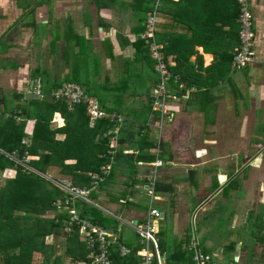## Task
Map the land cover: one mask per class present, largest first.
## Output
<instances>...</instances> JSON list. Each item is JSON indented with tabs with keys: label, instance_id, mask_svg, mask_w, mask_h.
Segmentation results:
<instances>
[{
	"label": "crops",
	"instance_id": "1",
	"mask_svg": "<svg viewBox=\"0 0 264 264\" xmlns=\"http://www.w3.org/2000/svg\"><path fill=\"white\" fill-rule=\"evenodd\" d=\"M60 1L68 3L62 13L54 9L55 6L61 3ZM171 1L175 2L177 0ZM0 2L3 5L0 7V42L5 43L3 51L8 53L6 47L12 48L15 46L9 41H14L12 38L17 33L19 34L18 38H23L25 34L29 35V28L33 27L32 23H34V26L37 24L38 12L36 10L40 7L30 9L28 4H24L23 8L19 6L18 0H0ZM162 3L163 0L159 4V9ZM249 3L255 29L254 51L256 62L240 71H234L230 66L228 76L222 78V73L218 72L221 70L216 68L217 72L207 70L213 68L214 56L211 54L212 51L205 52L202 47L196 46L189 58L193 66L188 67L190 71L188 75L190 73L191 78L194 80L196 77L198 82L203 79L206 85L199 89L195 86L188 88L183 82H179L178 77H176L178 82L170 83L168 109L171 116L162 125L166 126L167 131L173 128L174 133L176 130L178 140L186 145L187 154L180 152L176 156L173 155L172 161L166 165L162 161L163 165L160 169L162 171V168L166 167L169 170L177 171L182 165L189 169L185 175L180 176V180H172V178L162 180L172 183L175 187L170 194L158 195L159 200L156 202L157 208L163 214L162 220L158 224V238L159 241L161 236L165 239L163 242L166 245V250L163 253L161 252L165 264H192L193 254L197 249L201 253L212 256L217 264H228L233 262L235 258H237L236 263L264 264V243L259 241L264 236V118L259 117L260 113L264 117V104L260 105L258 103L254 106L249 103V98L253 94L258 97L260 102L264 101V0H249ZM41 5L46 7L45 12L47 17H50L51 24L57 26L59 33L62 32L60 38L53 41L54 46L57 40L60 41L63 47L64 59H68L67 51L71 56V59L68 60L70 62L69 70L62 76L50 79L48 85V80L43 82L40 78L42 87L43 85L44 87L49 86L51 82L55 81L67 83L77 79L79 85L85 82L86 80L82 79L80 75L82 73L77 74L75 68L78 66L79 58L83 57V52L81 51L78 58L74 54L80 48L84 50L86 47L87 50L90 49L91 56L95 57L94 60L98 61V73L91 80L93 84H96L95 88L98 94L110 106L118 102V98L122 96L120 108L124 111V114H121L124 116L128 111L133 113L137 108L135 106L141 103L137 102L138 97L134 94L140 93L138 96L142 95V99L146 102L148 90L152 88L149 86L153 84V80L158 79V75L152 73L149 65L138 58L137 48L132 45L137 39H141L140 35L144 31V24L137 20L136 13L132 8L128 7L127 10L122 11L124 15L121 16L113 8L97 10L90 0H54ZM183 6L184 8L179 13L184 25L176 23L174 26L180 31L182 45H189L192 32L190 29L186 30V27L190 26L194 29L201 27L200 20L192 17L195 16L193 13L200 15L203 9L212 11L211 9L217 5L208 3V5H204L206 8L201 3L184 4ZM116 8L118 9V5ZM159 9L157 26L161 21ZM164 9L167 10L169 18L170 13L175 10L170 4H164ZM224 9H229L227 3H225ZM33 14L34 19L31 22L29 17ZM59 14L66 16L65 20H62L63 25L58 23L60 19L56 15ZM77 14L81 15V18L75 22ZM61 26L63 27L62 30ZM228 30V26L224 28V31ZM231 38L234 39V36L231 35L230 38L226 39L222 37L219 41L221 46L225 45L231 48ZM30 40L32 41V38L29 39L28 44ZM95 41L98 46H95ZM107 43L110 46V55L106 52ZM158 44L161 45L163 50L164 44L161 42ZM0 48L3 49V47ZM209 48L219 50L217 46H209ZM57 51L56 49L51 50V52ZM4 62L11 66H2L0 63L1 78H9L6 77V73H11L17 78L8 80L14 90L11 89L7 92L0 88V93L6 96L8 100H10L8 96L12 93L15 95L23 93L24 96L27 93L36 94L33 88H30V81L35 80L32 78L34 69L26 71L25 66L22 68L18 61L4 60ZM75 63L76 65L72 66ZM168 63L171 67L174 65L171 61ZM228 77L230 80L227 79ZM117 83H121L119 86L124 91H122V94L114 90V87H117L114 85ZM82 87H86L85 84ZM175 87L179 91L184 89L185 93L177 96L173 93ZM146 92L147 94L143 95ZM235 93L238 95L237 99L234 97ZM132 95L136 98L134 99ZM91 96L96 97L93 93H91ZM24 100L29 101L26 98ZM10 106L12 107V105ZM210 110L214 113L212 120L207 119L204 114V112L207 113ZM221 114L225 119L221 117ZM127 118L135 121L133 115H126L124 120ZM156 119L151 112L147 116L146 125L148 121ZM56 125L61 127L58 124ZM154 127L155 129H151L159 137L156 124ZM28 128L32 130L33 121L29 120L27 122V132ZM159 139H162V137H159ZM167 141L174 143L176 140L173 142ZM206 147H209V150H206ZM123 152L131 154L136 150L124 149ZM195 152L198 156L195 155ZM206 158L208 159L206 160ZM183 161L186 162L182 163ZM193 169L194 184L190 179V173ZM119 171L116 170L114 174ZM110 182L111 180L106 184L104 183L101 190L109 184L111 185ZM142 185V183H136L134 187L131 186L130 190L134 195L129 196L128 201L139 205L140 201L144 199L143 202L147 204V197L144 194L147 183L143 185L144 187ZM175 191L177 192L174 193ZM179 191L185 197L184 204H182L181 195L178 196V201H176V195ZM141 196H143L142 199ZM143 211L132 208L128 209V214L132 219H137L141 218ZM163 222L171 224L173 229L181 232V240L186 243L185 250L189 255L191 254L190 257L187 256V260L184 261L183 257L179 255V248L173 250L176 253L170 254V250L167 248L168 240H166L168 236L161 227ZM202 225L206 227V230L212 232L221 231L224 240L220 242L214 238L212 239L207 235L206 230H203ZM189 230L190 234L191 230L194 232V234H191L193 241H189L186 237ZM130 231L133 233L131 229ZM121 236L126 243L129 238L126 237L125 239L122 234ZM230 243H234L235 249L233 252L225 253L224 249ZM132 244H136V242L133 241ZM132 244L128 245L131 246Z\"/></svg>",
	"mask_w": 264,
	"mask_h": 264
},
{
	"label": "trees",
	"instance_id": "2",
	"mask_svg": "<svg viewBox=\"0 0 264 264\" xmlns=\"http://www.w3.org/2000/svg\"><path fill=\"white\" fill-rule=\"evenodd\" d=\"M95 5L97 10L102 8H113L122 16V11L128 7L136 13L137 20L144 24L146 23V15L152 10L154 0H90ZM43 2L36 3L34 7L42 6ZM201 3L204 5L216 4L212 11L206 9L202 13L196 14L193 18H198L201 22V27L194 29L187 26L186 30H191L189 45H182L180 31L174 26L178 23L184 25L180 16V11L184 8V4L193 5ZM225 3L229 9H224ZM164 4H170L175 10L168 17L167 10L164 9ZM118 5V9L116 8ZM206 8V6H204ZM126 14V13H125ZM238 6L235 0H163L159 9V18L161 19L158 26L156 24V41L163 43L165 61L173 62L174 65L169 70L172 74L179 78V82H183L186 87L195 86L197 89L204 87L206 82L202 79L200 82L191 78L188 72V67L193 65L189 61L194 47H202L205 52L212 51L214 56L213 68L208 71L221 72L223 77H227L230 71L231 62L238 48ZM190 15H192L190 13ZM50 20V17L48 18ZM47 23L48 20H47ZM33 24V23H32ZM229 27L228 31L224 28ZM180 27V26H179ZM231 38V48L221 46L222 37ZM58 39L54 37V40ZM143 62L149 65L152 73H156L153 68V63L149 58L148 48L142 39H137L133 44ZM209 46H217L219 50H212ZM80 50L74 54L76 58L81 55ZM106 52L110 55V46L107 43ZM97 66V62H95ZM218 70H216V69ZM127 70V69H126ZM127 72V71H125ZM47 70H41L40 67L34 69L32 78L35 80H45ZM156 75V74H155ZM42 80H41V79ZM228 80L229 77L227 78ZM33 80V81H35ZM221 80V79H220ZM158 79L153 80L155 86ZM49 80L47 85L49 84ZM73 82L79 83L77 79ZM63 81L51 82L49 86H41V97L46 99V103H38L35 107L31 102L26 101L27 106L11 107L10 100L0 93V173L10 169L14 173L13 177L7 178L0 187V264H64L66 259L71 261V264H90L87 259V251L83 242L79 240L77 229L70 233L64 231V216L47 217L45 214L49 211H54V203L62 198L63 192L53 185L43 175H49L47 170L53 171V176L70 178L74 185L80 187H89L90 174L100 172V167L109 163L112 157V164L109 175L105 177L104 182L98 188L101 190L108 181L112 180L115 170L125 171L127 174L126 187H134L136 183L145 185L150 170L149 164L152 163L156 155L152 150L158 149V157L162 159L164 164L172 161L173 154L170 151L169 142L163 141L157 137L156 132L146 125L147 116L151 112L156 118L159 117L157 112L152 111L149 95L151 90H148L147 100L142 99V95L138 97L137 102H144L142 109L146 111L141 124L136 121L125 119L117 134L116 146L111 142V136H105L108 131H113L115 122L108 120H99L94 127L89 126L88 118L85 115V106L77 105L72 110H68L65 100H56L51 95V92L62 85ZM172 83V81L170 82ZM84 85V83H82ZM80 84L81 86H83ZM117 83L114 90L122 94V89ZM87 94L91 95L84 87ZM124 92V91H123ZM173 93L181 96L185 90L173 89ZM100 106L107 112H115L124 114L120 108L122 96L118 98V102L110 106L97 92L94 93ZM147 92L143 95H146ZM132 95V97L134 96ZM237 94L234 97L237 99ZM136 97H133L134 99ZM14 100H20L21 97L14 95ZM133 99V100H134ZM146 103V104H145ZM54 113H59L63 118L64 124L61 127H52V117ZM133 115L128 111L126 115ZM134 116V115H133ZM20 120H19V119ZM19 120V121H18ZM33 121V130L29 134L26 130L28 121ZM57 120L62 124L59 116ZM134 126H137V131H134ZM153 130V132H152ZM27 133H26V132ZM154 133V134H153ZM136 150L131 154H125L123 150ZM108 152H112L110 155ZM16 159H11L6 154H12ZM139 172H143V176L138 177ZM190 179L193 182L194 169L191 170ZM51 176V175H50ZM113 181V180H112ZM132 186V187H131ZM147 186V185H146ZM145 186V188H146ZM144 187V186H143ZM144 188V189H145ZM123 190L122 197L118 198L124 201L127 209L135 208L139 211L146 209V204L140 203L136 205L128 201L127 196L134 195L132 190L129 192ZM174 190L173 184L162 181L159 177L156 179L154 192L156 195L170 194ZM125 193L127 194L125 196ZM100 193L95 191L92 193V199L99 198ZM113 200V199H112ZM80 209V214L84 218H89L96 221L102 226L110 228L106 225L102 218H98L97 211L94 208H88L82 202L77 203ZM91 211V212H90ZM58 221H55L56 218ZM53 241H47V239ZM264 243V236L259 240ZM160 251L163 253L166 250V245L163 241H159ZM235 249L234 243H230L225 247L224 252L230 253ZM179 255L187 260L189 255L186 250L178 249ZM36 255L39 259L36 260ZM117 264H127L128 260H120L115 255ZM183 264V263H180ZM188 264V263H185ZM241 264V263H235ZM256 264V263H247Z\"/></svg>",
	"mask_w": 264,
	"mask_h": 264
},
{
	"label": "built area",
	"instance_id": "3",
	"mask_svg": "<svg viewBox=\"0 0 264 264\" xmlns=\"http://www.w3.org/2000/svg\"><path fill=\"white\" fill-rule=\"evenodd\" d=\"M161 1L154 0L152 10L147 14L145 29L140 35V38L147 45L149 56L153 61L154 71L158 75V81L149 95L152 111L159 114V117L156 119L158 121L155 123L158 132L161 131V125L171 116L168 109L170 82H178L176 76L169 70V63L165 61L162 47L155 38L158 9ZM235 1L239 11L238 48L234 53L231 66L234 71H240L256 62L254 51L255 29L249 0ZM32 88L36 94L41 96L42 88L38 80L33 82ZM51 95L56 100H65L68 110H72L77 105H84L85 115L88 118L90 127H94L99 120L106 119L109 122H115L113 131H108L104 135L109 136L113 132L111 142L113 146H116L117 134L121 125L124 123V117L122 115L104 110L95 97L87 94L84 88L75 82L63 83L60 87L53 90ZM52 122L58 125L60 124L57 118L52 119ZM158 152V149L152 150L156 158L150 164L147 177L148 182L144 189L147 204L141 218L130 221H124L122 218H119L118 221L120 223L114 230L102 226L89 218L82 217L80 209L77 207V203L82 202V204L100 209L97 203L93 201L92 193L100 187L105 177L109 175L112 157L109 163L100 167V172L90 174L89 187L74 185L72 181L66 179L60 181L56 179L53 181L55 184L53 185L63 192L62 198L54 203L56 214L58 216H64L62 221L65 232L70 233L74 229H77L78 237L85 245L87 259L90 264H117L115 262V255L120 260H128L127 264H165L164 257L160 251L158 238V224L162 220V213L156 206L159 197L154 192L158 172L163 165L162 159L158 157ZM108 153L112 155V152ZM6 155L11 159H16L14 153ZM58 220L59 218L57 217L55 221ZM122 225H125L133 231L137 238L136 244L130 246L123 241L121 236ZM236 262L237 258L228 264H235ZM192 264L217 263L214 262L212 256L201 253L197 249L193 254Z\"/></svg>",
	"mask_w": 264,
	"mask_h": 264
},
{
	"label": "rangeland",
	"instance_id": "4",
	"mask_svg": "<svg viewBox=\"0 0 264 264\" xmlns=\"http://www.w3.org/2000/svg\"><path fill=\"white\" fill-rule=\"evenodd\" d=\"M54 0H18L19 2V6H22L24 8V4H28V7L30 9L34 8L38 3V2H43L42 4H47L48 2H52ZM61 3L58 4V6H55L54 9L57 12H63V10L66 9L68 3H64L65 1H60ZM53 5V4H52ZM3 6L1 5L0 2V7ZM40 8L37 9L36 11L38 12V17H37V24L34 26L33 23V27L29 28L30 32L29 35L25 34L23 36V38H18L19 34L17 33V35L15 37H13V40H10L9 42L13 43L15 46L12 48H9V46L6 47L7 51H9L8 53H6V51L4 50V42H0V47H3V49L0 48V63L2 64V66H6L9 67L11 65L7 64L4 62V60H8V61H18L19 65H21L22 68H24L25 66V70L28 71L29 69H36L37 67H40L41 70H47V74L45 75V80H50V79H54V77L56 76H62L65 74L66 71L69 70V59H71L70 53L69 51H67V58L68 59H64L63 57V47L61 46V42L60 41H56V47L54 46V35L56 34V37L59 39L62 32L59 33L57 26H55L54 24H51V21L48 20V17L46 15V7L45 6H39ZM27 10V9H26ZM81 14L85 15V13ZM59 17L60 21L58 22L59 24L62 23V20H65L66 16L64 14H59L56 15ZM81 18V15H76L75 16V22L79 21ZM29 19H31V22H33L34 19V14L31 15L29 17ZM48 20L49 23H46V21ZM52 21L54 22V20L52 19ZM63 25V23H62ZM63 29V27L61 26V30ZM27 31V30H26ZM32 38V41L30 40V43L28 44L27 42L29 41V39ZM95 46L97 45V42H94ZM98 48V47H95ZM5 49V50H6ZM57 52H51V50H55ZM4 52V53H2ZM83 52V57L79 58L78 60V66L75 67L77 69L76 73H82L80 74L82 76V79L86 80L85 82H83L85 84V88L88 90L89 93H96V84H93L91 78L95 77L98 73V66H96L95 62L98 63V61H95L93 56H91L92 54L89 53L90 49H86V47L84 48ZM97 59V58H96ZM88 61V62H87ZM76 65L73 64L72 66ZM99 65V64H98ZM101 67V66H100ZM120 69V68H119ZM101 73V70L99 71V75ZM116 73V72H114ZM7 76L9 78H1L0 76V88L7 91L11 89L14 90V88H11L12 85L9 84L8 80H15L17 77H15L14 75H12L11 73H6ZM38 79V78H35ZM39 80V79H38ZM33 80L30 81V88L32 89L33 87ZM41 83V81H39ZM7 84V85H6ZM28 88V86H27ZM29 88V89H30ZM119 91V90H118ZM115 91V92H118ZM11 95H15L14 93L10 94L8 97L10 98V102L12 103V106L17 108V107H25L27 106V102L24 100L25 96L23 93H19V97H21V99L18 100H14V98ZM18 96V95H16ZM245 98V96H244ZM8 99V98H7ZM249 103L253 104L255 106V104H260L262 105V103L264 104V101H259L258 97L255 96V94H253V96H251V98H249ZM36 101L31 102L32 105L35 107L36 105H38V103H46L47 100L43 99V97L36 99ZM144 104V102L138 103L135 111L133 112L135 121L138 124H141V121L144 119L145 115H146V111L144 109H142V105ZM139 105V106H138ZM205 117L209 120H212L214 117V113L213 111H208L207 113L204 112ZM262 113H260L259 117L264 118L262 115ZM123 116V115H122ZM126 115H124L123 117L125 118ZM129 116V114L127 115ZM147 116V115H146ZM221 117L223 118V115L221 114ZM258 117V118H259ZM19 119V118H18ZM52 119H54V115L52 117ZM128 119V118H127ZM225 119V118H223ZM141 120V121H140ZM222 120V119H221ZM158 120H153V121H148L147 125L150 128L155 129L154 127V123H156ZM224 121V120H223ZM227 121V120H226ZM63 123V121H62ZM60 126H62V124H59ZM52 127H56V123L52 122ZM29 127V126H27ZM58 127V126H57ZM33 130V128H32ZM31 128H28V132L29 134H31L32 132ZM137 126L135 127L134 131H137ZM173 128L169 129L167 131L166 126L165 125H161V131L158 132L159 137H162L163 140H169L170 142H173L174 140H176L174 143H169V147H170V151L173 153V155H177L178 153H186V145L183 144L182 142H180V140H178L177 134L175 132L173 133ZM220 130V129H219ZM223 130V129H222ZM26 132V131H25ZM153 132V130H152ZM169 132V133H168ZM27 133V132H26ZM161 133V134H160ZM185 147V149H183ZM206 150H209V147H206ZM195 155H197V152H195ZM212 155V154H211ZM210 155V156H211ZM198 156V155H197ZM207 157V156H206ZM208 158H206L207 160ZM186 161H183L182 163H184ZM182 165V167L179 170H172V169H168L166 167L162 168L159 170V174L158 177L161 180H165L166 179H171L172 180H180V176H183L186 174L187 170L189 168H187L186 166ZM117 170V169H116ZM115 170V172H116ZM14 172L10 169L5 170V172L0 173V187H2V185L4 184L5 180L7 178H11L13 177ZM47 173L49 175H43L44 178H46L47 180H49L51 183L54 184L53 181H55L56 179L60 180H70V178H63V177H56V175L53 176V171L52 170H47ZM127 173L125 171L122 172H117V174H114L112 180H111V185L109 184L105 189L103 190H95L97 193L99 194L100 199L95 198V200L93 199L94 202L97 203V205L100 207V209L98 207H93V206H89L87 205L88 208V212L90 208H96L94 211H97V215L98 218H102L106 225L108 227L111 228V230H114L118 225H119V218H122L124 221H130L132 220V218L129 216L128 214V209L125 207L124 205V201L119 197H122V193L123 190L126 188L127 192L130 191V187H126L125 185L127 184L125 181L127 180ZM143 172H139L138 177H142L143 176ZM51 175V176H50ZM163 178V179H162ZM58 181V180H57ZM55 185V184H54ZM143 187V185H142ZM175 187V186H174ZM177 191H175L174 193H176ZM128 194V193H127ZM125 193V196L127 195ZM144 194H146V192H144ZM143 194V195H144ZM181 195V201L182 204L185 203V197L183 196L182 192L179 191V193H177L176 195V201L178 196ZM129 196H127L128 198ZM141 199L143 198V196L140 197ZM145 198V197H144ZM113 199V200H112ZM143 200L140 201V203H144ZM146 201V200H145ZM80 205H77V207L79 208ZM157 206V204H156ZM179 207V205H177ZM91 212V211H90ZM54 215H56V211L54 209V211H49L45 214V216L47 217H53ZM161 227H163L162 229L166 232L168 238L166 240H168V244H167V248H169L170 250V254H174L176 253L175 251H173L174 249H182L185 250L186 248V243L184 241L181 240V232L179 230H175L173 229V227L171 226V224L163 222L161 223ZM203 230H206V227L204 225H202ZM177 231V232H176ZM207 233L208 236H210L212 239H216L219 240L220 242H222L224 240V236L221 235V231H210V230H206L205 231ZM191 234H194L193 230H191ZM190 234V230L187 231L186 233V237L189 241H193V238L191 237ZM122 235L124 236V238L126 239L129 238L128 240H132V241H128L126 243L128 244H132L133 241L136 242V236L130 231V229H128L125 225H122ZM80 240V239H79ZM165 239L162 238L160 241H164ZM47 241L51 242L53 241V239H47ZM171 246V247H170ZM36 260L39 259V255H36ZM64 264H71V261L69 259H66L64 261Z\"/></svg>",
	"mask_w": 264,
	"mask_h": 264
},
{
	"label": "water",
	"instance_id": "5",
	"mask_svg": "<svg viewBox=\"0 0 264 264\" xmlns=\"http://www.w3.org/2000/svg\"><path fill=\"white\" fill-rule=\"evenodd\" d=\"M25 98L30 100V99H38L39 95L38 94H34V93H27V95L25 94ZM58 115H54V118H57ZM161 216L163 217V214H161Z\"/></svg>",
	"mask_w": 264,
	"mask_h": 264
},
{
	"label": "clouds",
	"instance_id": "6",
	"mask_svg": "<svg viewBox=\"0 0 264 264\" xmlns=\"http://www.w3.org/2000/svg\"><path fill=\"white\" fill-rule=\"evenodd\" d=\"M55 114H58V115L60 116V118L63 119L59 113H54L53 115H55ZM63 122H64V121H63ZM56 124H57V123H56ZM62 126H63V125H62ZM96 190H97V189H96Z\"/></svg>",
	"mask_w": 264,
	"mask_h": 264
}]
</instances>
